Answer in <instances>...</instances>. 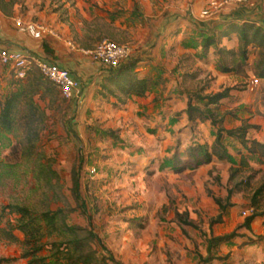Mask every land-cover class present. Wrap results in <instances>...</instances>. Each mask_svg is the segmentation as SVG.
Listing matches in <instances>:
<instances>
[{"label": "rangeland", "instance_id": "1", "mask_svg": "<svg viewBox=\"0 0 264 264\" xmlns=\"http://www.w3.org/2000/svg\"><path fill=\"white\" fill-rule=\"evenodd\" d=\"M30 1L40 11L56 12L58 20L69 25V34L65 35L75 44L76 37L95 39V28L101 25L110 39L131 48V56L139 59L135 70L139 77L156 80L160 76L164 80L150 85L146 99L129 97L122 105L114 99L106 101L94 90L86 92L81 101L66 100L59 94L54 101L48 97L40 100L41 107H45V127L33 158L43 155L51 162L62 194L71 206H75L70 194L71 174L73 168L78 170L81 195L90 217L88 220L77 209L68 222L91 228L122 264H201L198 257L205 256V239L210 231L212 235L229 233L249 214L248 192L236 193L231 198L235 206L223 222L209 228L210 219L217 214L212 197L226 195L230 168L238 164L236 149L240 146L225 139L227 160L212 158L208 163L191 164L187 148L197 142L210 145L214 138L211 124L189 120L184 99L170 84L166 85L185 69L179 66L173 70L174 58L182 49L178 47L181 34H172L178 29L189 32L180 21L186 20L188 14L192 20L198 19L200 9L208 2L200 7L201 0ZM80 27L90 33L83 36ZM100 39L83 49L93 48ZM168 45L172 46L167 49ZM184 62L187 64V59ZM198 65L202 71L196 78L182 80L183 88L192 91L203 86L206 93L224 88L247 90L245 76L231 80V86L230 80L216 72L211 63ZM6 82V78L0 81V93L6 90ZM248 85L254 89L250 80ZM243 96L246 101V94ZM233 101L227 100V106ZM231 122L225 121V126L231 127ZM19 135L17 130L16 136L0 138V215L2 207L10 203L29 204L39 198L32 192V160L9 154L10 145ZM175 156L179 162L173 160ZM247 160L250 169L242 167L237 179L253 170H264V162L253 157ZM259 176L254 174L251 183ZM58 205L54 203L52 207ZM6 219L7 215L2 217L0 227ZM238 232L244 233L242 229ZM14 233L22 239L20 232ZM220 251L222 259L212 264H253L260 253L253 244L241 250L223 244ZM19 254V243L0 239L2 264H25L26 259L19 258Z\"/></svg>", "mask_w": 264, "mask_h": 264}, {"label": "trees", "instance_id": "2", "mask_svg": "<svg viewBox=\"0 0 264 264\" xmlns=\"http://www.w3.org/2000/svg\"><path fill=\"white\" fill-rule=\"evenodd\" d=\"M12 2V0H0V9L2 11L9 9ZM80 29L83 31V36L90 33L87 28L80 27ZM95 29L98 33L93 40L88 41L76 37L77 47L89 48L96 39L100 38L113 41L110 39V35L104 32L106 30L101 25ZM209 30H198L204 53L209 47H213L215 68L222 74L247 77V71H249L257 79V84L253 89L255 102L264 109V28L252 21L238 24L229 21L219 31ZM230 33L236 34L237 47L231 49L219 47V41ZM41 38L45 51L49 52L48 43L55 40L54 37L43 35ZM251 54L253 57L249 60ZM185 59L188 61L187 64L184 62ZM138 61L139 59L136 57L130 56L114 67L103 65V75L97 84L96 93L106 101L116 100L118 105L124 104L129 97L144 98L151 84L157 85L164 80L160 76L156 80L139 77L135 71ZM178 64L185 67L181 73L182 80L197 77V69L193 73L188 72L193 64L190 57H182ZM3 67L10 76L5 85L6 90L0 93V138L9 134L16 136L17 130L20 131L18 139L10 145L9 154L27 161L32 160L30 172L35 183L32 192L39 198L29 204L10 203L2 207L0 222L5 215L8 216V219L4 226L0 227V239H4L8 243H19V258L26 259L25 264H122L107 251L91 228L68 222L70 214L77 209L88 220L90 219L80 191L81 181L78 170L73 168L71 174L70 194L75 202V206H71L62 194L59 177L52 168L51 162L44 159L43 155H35L33 158L36 143L45 127V107H41L40 100L45 97H48L50 101L56 100L59 94L58 88L48 82L33 66L26 71L25 77L21 79L14 78L10 74L8 66L3 65ZM188 89H182L187 96L185 109L187 118L199 121L208 120L214 135L210 145H200L197 142L187 148L186 155L191 164L208 163L212 158L219 161L227 160L228 150L224 143L225 139H231L241 148L236 149L239 161L236 167L230 168L226 195L223 198L212 197L217 207V214L210 219L209 228L221 223L226 210L235 206L231 200L234 194L248 192L246 208L249 214L244 217L243 222L229 233L214 236L210 231V235L206 237L205 256L199 255L198 260L201 264H210L214 259H222L217 254L220 245L231 243L232 239L238 236L239 228L251 232L250 224L254 218L264 216V170H253L245 177L237 179L242 167L250 169L247 157L264 162V141L250 137V131L258 130L259 127L245 120L235 128L224 126L226 114L221 112L220 102L229 96V88L215 93H206L203 86L192 91ZM173 160L179 162L176 156ZM16 164L18 163L16 162ZM256 173H260V176L255 183H251ZM54 203L60 205L53 208L52 204ZM181 221L184 224H189L186 219H181ZM14 231L21 233V240L18 239ZM256 242H264V235L244 236L240 244L244 246ZM3 261L4 259L0 258V264ZM253 264H264V260Z\"/></svg>", "mask_w": 264, "mask_h": 264}, {"label": "crops", "instance_id": "3", "mask_svg": "<svg viewBox=\"0 0 264 264\" xmlns=\"http://www.w3.org/2000/svg\"><path fill=\"white\" fill-rule=\"evenodd\" d=\"M12 1V5L9 9L5 11H2L0 9V49L5 48L8 50H22L25 54L39 56L41 58H45L56 63L60 67L67 68L81 83V100H84L86 92L91 90H94L96 92L97 84L101 80L104 67L100 63L92 62L87 55L83 54L80 51V49L83 48L77 47L74 41L70 37L65 35V32L69 34V25L67 26L65 22H60L57 18L56 12L51 10L40 11L39 7H34L33 3L30 0ZM208 1L209 0H201L199 2V6L202 7L203 4H206ZM22 7L25 8L21 9ZM16 19H21L24 22H40L46 27L52 29L53 31L58 32L60 35L63 34V36L61 35V38L59 39L54 37L55 40H51L48 43L49 52H46L43 45V39L33 38L26 32L20 31L14 24V21ZM229 21H233L236 24L245 21H252L256 25H260L264 28V0H250L246 4L227 6L222 10V12L218 15L216 19L203 20L198 17V19L192 20L191 16H189L188 14L187 19L181 20L180 22H183L187 26L186 28L189 32L184 33L183 31L182 33V31L178 29L175 31V33L172 34V37L181 34L178 41V47H181L182 49V52H178L180 54L177 53L174 58L175 65L173 67V70H175L176 67L180 68V64H178V62L184 56L187 58L190 57L192 59L193 64L191 67L194 70L197 69L198 72L202 71L201 67L198 65L199 62H204V64L211 63L213 68L216 70V61L213 55V47H209L204 53L200 44V34L198 33V30L208 31L210 29L214 31H219L220 29L224 28L225 24H227ZM67 40L73 41V43L78 49H72L70 46H68L66 43ZM171 46L172 45H168L167 49H169V47ZM218 46L225 47L226 49L236 48V34L230 33L228 36L223 37L219 41ZM252 57L253 55L251 54L249 60H251ZM216 72L219 73V71L217 70ZM220 74L223 76L224 79L230 80L231 86L233 85V81L231 80L242 78V76L238 75L222 73ZM9 76V73L4 70L3 65L0 63V81L2 80V78H6L7 80ZM252 77L253 76L251 75V73L247 71V77H245V79L247 80V90L240 92L239 90L229 91V96L222 99L220 102V110L222 113L226 114L224 119V126L225 121H232L231 127L229 128H235L241 123V121L245 120L250 124L258 125L259 127L258 130L250 131V137L258 141H264V109L261 108L257 102H255L254 90L249 88L248 82ZM179 82L180 87H178L177 85ZM181 83V73H178L177 78H174L172 80L169 79V82H167L166 85L170 84L168 86L179 93L182 99H184L186 109L187 96L182 91L183 86L181 85ZM147 93L144 98H134L146 99ZM243 93L246 94V101L243 99ZM232 99L234 100L233 105L227 106V100ZM233 207H230L226 210V214L223 215L222 222L225 218L224 216L228 215L229 211ZM250 227L251 232L245 230L244 228H239L242 229L244 233L238 232L237 230L238 236L233 238L232 242L229 243V245L235 246L237 250H241L245 246L252 245L247 244L241 246L240 243L243 241L244 236L253 237L256 235H264V216H258L254 218V220L250 224ZM258 243L261 244L259 245ZM253 245H255L258 251L260 252L258 255V262L264 260V242H256L253 243ZM222 246L223 244L220 245L217 253L219 256H221L220 250ZM216 261L217 259H214L210 264Z\"/></svg>", "mask_w": 264, "mask_h": 264}, {"label": "built area", "instance_id": "4", "mask_svg": "<svg viewBox=\"0 0 264 264\" xmlns=\"http://www.w3.org/2000/svg\"><path fill=\"white\" fill-rule=\"evenodd\" d=\"M250 0H209L207 5L200 9L198 17L203 20L213 19L218 16L226 6L234 4H246ZM15 26L22 32H26L33 38H41L43 35H51L61 38L58 32L46 27L37 21H22L16 19ZM67 45L72 49H78L73 41L67 40ZM92 62L100 63L104 66L114 67L131 56V48L127 44H118L107 38L99 40L91 49H80ZM0 63L8 66L10 74L21 79L25 77L26 71L30 67L39 70L42 76L50 83L54 84L60 96L66 100L79 101L82 96L81 83L71 73L70 70L58 66L56 63L41 58L39 56L25 54L22 50L0 49ZM250 83L255 87L257 79L252 77ZM248 211V210H247ZM249 212V211H248Z\"/></svg>", "mask_w": 264, "mask_h": 264}]
</instances>
